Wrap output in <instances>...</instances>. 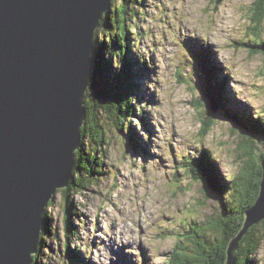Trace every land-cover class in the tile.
I'll use <instances>...</instances> for the list:
<instances>
[{
    "label": "rangeland",
    "instance_id": "1",
    "mask_svg": "<svg viewBox=\"0 0 264 264\" xmlns=\"http://www.w3.org/2000/svg\"><path fill=\"white\" fill-rule=\"evenodd\" d=\"M253 1L237 0L250 5ZM208 3L211 0L128 1L129 14L125 21L130 31L131 47L138 55L146 58L149 66L155 68L153 75L148 69L139 79L141 88H144L146 81L151 85V96L150 91L147 90V95H142V90H139L136 103L131 101L137 105V110L128 117L133 122L132 128L136 129L137 138L141 139V145L147 141L149 154L132 152L126 144L127 136L125 138L116 133L115 124L100 110L101 124L106 132L105 140L98 145L86 142V151L90 156L81 158V171L75 175L76 182H80L83 189L79 192V188L76 190L73 187L70 196L72 207L81 209L83 214L78 220L74 218V224L76 221L78 223L76 225L79 233L70 235V245L81 248L82 254L94 264H133V260L134 264H199L197 258L200 251L197 250V243L203 242L205 238L202 237V240L195 233L199 230L211 233L208 227L217 221L220 213V203L206 190L211 196L209 198L202 183L196 181L187 171L188 163L199 158L203 149L212 154L216 169L220 168L225 177L233 179L243 171L246 189L258 187L254 203L245 201L244 208L251 209L259 196L264 168V129L258 128V119H253L252 114L257 112V108L253 107L255 103L259 106L258 116L264 115V105L260 104L264 97V85L252 83L255 75L245 78L248 84H245V80L235 79L231 70L219 60L220 52L216 49L223 50L225 62L235 61L234 68L243 63L246 71L253 68L249 63L253 57L257 60L264 59V52L238 44V41H250L252 37L248 29L251 30L249 25L253 13L247 17L249 23L245 25L240 38L228 37L230 44L223 43L227 26L217 30L215 21L213 30L206 31L208 39L196 35L200 29H207L204 14L208 9L200 5ZM219 5L214 12H219ZM117 6H122L120 1L113 0L112 7ZM234 11L239 12L242 9ZM220 19L223 23L227 17ZM101 27L100 25L95 29L91 44L98 41L97 36L100 41L107 42L108 37L101 35L99 31ZM262 30L264 40V26ZM233 31L239 34V30ZM105 32L115 35L114 30ZM181 51L188 58L182 62ZM203 52L209 54L210 65L218 72L217 78L213 80L214 84H217L222 75L228 76L225 95H230L232 107L243 118V124L237 123L223 104L221 108L210 112V103L203 99L207 89V75L198 58L194 56H201ZM106 57L114 59L109 50L106 51ZM236 57L239 59H235ZM190 60L195 62L197 84L191 79H185L186 66ZM259 67L260 65H256L255 70L258 71ZM87 71L86 65L85 74ZM233 81L245 91L248 88L254 90L249 94L252 102L239 100L241 92L232 86ZM122 88L118 86L113 97L118 104L121 103L119 99ZM199 88L202 92L198 99L184 98L185 92H198ZM208 93L214 94L211 91ZM132 97H135V91L128 96L129 99ZM86 100L88 102V97ZM178 105H188L184 111L193 110L199 117L200 128L191 142L186 141L179 131L182 125L179 117L175 115ZM229 115L230 119L227 118ZM207 118L215 121V124L209 132H204ZM231 120L240 126V130L234 128ZM195 122L193 119L188 121L192 127ZM253 123H256L255 127ZM223 124L229 127H219ZM85 125L86 122L81 126V133ZM87 136L89 139L103 137L94 132ZM133 140L135 141L134 138ZM98 150L100 153L97 158ZM88 166H94L92 173H89ZM61 190L50 200L44 212L51 215L50 224L58 229L60 238L52 235L45 237L42 230L41 243L36 254L40 264H67L61 246L67 239L65 231H62L64 207L61 203ZM246 211L243 214V225ZM262 222L259 220L251 224L246 231V235L254 229L261 232L257 241L259 245L255 244L256 241H246L245 251L241 252L239 244L234 264L243 259L246 251L250 252L249 258L252 259V255L258 257L259 250L264 245ZM133 235L135 238L129 239ZM228 247L229 245L226 253ZM114 256L117 257L115 261ZM183 256H186V260Z\"/></svg>",
    "mask_w": 264,
    "mask_h": 264
},
{
    "label": "water",
    "instance_id": "2",
    "mask_svg": "<svg viewBox=\"0 0 264 264\" xmlns=\"http://www.w3.org/2000/svg\"><path fill=\"white\" fill-rule=\"evenodd\" d=\"M111 11L112 0H0V264H34L45 207L74 177L95 79L91 39ZM203 99L219 108L214 96ZM245 214L226 264L264 220V168Z\"/></svg>",
    "mask_w": 264,
    "mask_h": 264
},
{
    "label": "trees",
    "instance_id": "3",
    "mask_svg": "<svg viewBox=\"0 0 264 264\" xmlns=\"http://www.w3.org/2000/svg\"><path fill=\"white\" fill-rule=\"evenodd\" d=\"M119 1L122 6L113 8L109 15L108 13L105 14L104 19L101 22L102 27L99 31L101 35H106L108 37L107 42L105 43L100 41L98 36L96 38L98 41H95V79L90 86L91 90H89L87 93V120L86 125L83 127L81 133L80 149L85 153L87 152V147L85 146L86 142H90L92 145H98L102 144V142L105 140L106 132L104 126L101 124L100 110H102L106 117L112 121L111 123L115 124L116 133H119L125 138L127 136L126 144L128 145L129 149L132 152L140 153L130 135V132L135 129L132 128L133 122L128 120V117L131 115V113L137 110V105L131 103V101L135 102V97L129 99L128 96L134 91L136 94L138 87L135 83V79L137 77L140 78V75L135 69H133L134 57H131L133 55L131 54L132 48L129 42L130 31L128 24L125 21V17L129 14V10L127 9L129 0ZM220 2L221 0H211V3L215 4L216 6H218ZM250 11L253 13V18L250 20L249 28H252V33L254 34L255 40L252 39L247 42L242 41L238 44H243L250 48L264 52V40L260 38L261 33L259 34L257 32V30L264 24V0H254L251 4ZM105 30L108 32L114 30L115 35H110L106 33ZM121 37H123L124 40L121 39ZM115 40L116 42L120 41L121 43H116ZM255 41H259V43L256 45ZM107 50L113 53V60L112 58L108 59L106 57ZM194 56L198 58L197 55ZM208 59L209 54L207 52H203V54L200 56L201 65L203 66L206 74L210 77V80H214L217 72L215 68L209 64ZM120 65H123L125 68H119L118 71H116ZM116 76H120V78H117ZM225 84V80L219 79L217 84L211 85L216 86L212 87L215 89H211L210 87L208 89L216 94L219 102L223 104L230 114H232L233 118H235L237 122L243 124V118L234 109V107H232V109L229 108V103H231V100L225 95ZM118 86L123 87L121 91V97L119 99L121 101L120 104L116 103L113 98ZM204 124V132H209L211 127L215 124V121L207 118ZM255 125L256 123H253L254 127ZM93 132L96 134L99 133L103 137L95 136L89 139L87 135L89 133L93 134ZM250 135L251 134L249 133V137ZM78 155L80 158H83L80 152H78ZM92 168L93 167L88 166L89 173H92ZM80 171L81 169L79 166L75 169V175L79 174ZM187 171L188 174L191 175L196 181L202 183L201 185L204 191H209L213 195L214 199L220 203V213L218 214L219 218L216 222L208 227L211 233H203L200 232V230L195 233L196 237L201 239L202 237L205 238V240L202 239L203 242L197 243V250L200 251L197 261L199 264H226L227 246L229 245L231 238L237 235L243 226V214L247 210V208H244V202L247 201L248 203H254L258 193V187L256 188V186H254L252 189H246L244 180L245 173L243 171H240L233 179L225 177L220 168L216 169L215 164L213 163L212 154L208 153L206 149H203L199 158H195L194 161H190L188 163ZM76 181L77 179H75L74 176V179L72 178L69 187L61 190V203H63L64 207V222L62 231H65L67 238L65 239V244H61L62 251L66 256L65 261L67 264H76V262H82L83 264H94L82 254L81 248H73L70 245V235L79 233L77 230L78 223L76 221L77 225L74 224V218L78 220L79 216L83 215L81 209L76 210L74 207H72V201H70L73 187H76V190L79 188V192L83 189V187L80 186V182L78 183ZM209 192H207V195L209 198H211ZM51 219V215L46 212L43 229L45 237L52 235L60 238L58 229L53 228L50 224ZM262 221L263 222L261 225L264 226V220ZM256 228H258L257 225ZM260 233V231L254 229L245 235L240 241L239 251H245L247 245L246 241L249 243L251 241H256L255 244L259 245L257 241H259ZM243 254H245V256L242 257L243 259L238 262V264H260L256 257L257 255H252L251 259L248 256L250 255V252L248 253V251H246V253ZM34 259V264H40L39 259H37V255L34 256ZM184 259L186 260V256ZM169 264H171V262Z\"/></svg>",
    "mask_w": 264,
    "mask_h": 264
},
{
    "label": "clouds",
    "instance_id": "4",
    "mask_svg": "<svg viewBox=\"0 0 264 264\" xmlns=\"http://www.w3.org/2000/svg\"><path fill=\"white\" fill-rule=\"evenodd\" d=\"M200 7H207L208 11L204 14V18L207 21V29H200L197 33H195L198 36H205L206 39L209 37L206 36V31H212L213 30V21H215V25L217 30H219L220 27H226V32L224 34V44H230L231 41L228 39V37H235L240 38L241 35H243V32L245 30V25L249 23V20L247 17L252 15V12L250 11L251 5L248 3H240L237 2V0H223V3L219 5V12L216 13L213 10L217 7L215 4L208 3V4H201ZM236 9H242V11L236 12L234 10ZM220 17H227L221 22ZM183 19V16H181ZM233 29L239 30V34L237 31H233ZM217 52H220L219 60L221 62L225 63V66L231 70L232 74L235 76V79H241L245 80V84H248V81L245 79L247 76L255 75V79L252 81V83L258 84V85H264V59L257 60L255 57H253L249 63L253 65V68L250 70H245V64H240L239 67H233V62H225L224 61V52L221 48L216 49ZM243 52V50H241ZM184 59H188L187 55L181 51V62ZM235 59H239V57H236ZM194 61L190 60L189 63L186 66V73H185V79H191L194 83H198V77L195 72L194 68ZM260 65L259 70H255V66ZM239 73V75H237ZM146 87L150 88L151 85L148 83V81L145 82ZM232 86L237 88L239 92H241V96L239 97V100H248L249 102H252L250 99V93H253L254 90L251 88H248L247 91H245L244 88L240 87L239 85H235L234 81L232 82ZM182 87H188L187 85H182ZM203 87V85H201ZM231 91V89H229ZM201 89L199 88V91H192V92H185L184 98L190 99L192 97L199 98ZM235 98V96H234ZM175 99H180L179 97H175ZM260 104L264 105V97L261 98ZM254 108H257V112H253V119H258V128L264 129V115L258 116L259 112V106L257 104H253ZM188 108V105H178L176 110V117H179L180 124L182 127L179 128V131L181 132V135L185 138L186 141L191 142L195 138V134L197 130L200 128L199 124V117L196 116L195 112L193 110H189L187 112L184 111V109ZM221 119H227L222 118ZM189 119L195 120V126L192 127L189 125L188 121ZM219 127L223 129H227L229 126L227 124L220 125ZM134 235L132 237H129V239H134ZM260 261V264H264V245L261 246L258 257ZM117 259L116 256L113 257V261ZM134 264V260H133Z\"/></svg>",
    "mask_w": 264,
    "mask_h": 264
},
{
    "label": "bare ground",
    "instance_id": "5",
    "mask_svg": "<svg viewBox=\"0 0 264 264\" xmlns=\"http://www.w3.org/2000/svg\"><path fill=\"white\" fill-rule=\"evenodd\" d=\"M112 2H113V0H112ZM102 20L103 19H101V21H100V25H101V22H102ZM99 25V26H100ZM123 40H124V38H123ZM117 43H121L120 41L119 42H117ZM131 44H132V42H131V40H130V46H131ZM132 48V47H131ZM131 54L133 55V56H131V57H134L133 58V69H135L138 73H139V75H140V77L141 76H143L147 71H148V69H149V71L151 70L152 71V75L155 73V68H154V66L152 67V66H149V63H148V61L146 60V58L145 57H143L142 55H138L137 54V51L136 50H131ZM210 56H209V59H208V61H209V64H210ZM119 68H125L123 65H120L118 68H117V70L119 69ZM141 71V72H140ZM123 74V73H122ZM124 75V74H123ZM117 78H120V76H116ZM153 78V77H152ZM139 77H137L136 79H135V83L137 84V87H138V89H137V92H136V94H135V102H136V97H137V93H138V91L139 90H142V95H147V90L148 91H150V96H151V94H152V92H151V89H149V88H147L146 87V84H145V86H144V88H141L140 87V83H139ZM226 79L228 80L229 78H228V76H224V75H222L221 76V80H225V82L227 83L228 81H226ZM207 85L211 88V89H215V88H212V87H216V86H211L209 83H207ZM225 90H226V84H225ZM227 97L231 100V98H230V95H228L227 94ZM232 97H233V95H232ZM149 98V97H148ZM232 103H233V101L231 100V103H229V108L231 109L232 108ZM200 106V105H199ZM209 111V110H208ZM210 112H212V110L210 111ZM145 115V114H144ZM154 149V148H153ZM144 154V153H143ZM97 182V181H96ZM76 217V216H75ZM148 229V228H147ZM113 247V246H112ZM233 257H236V255H235V252H233ZM117 263V262H116ZM102 264V263H101Z\"/></svg>",
    "mask_w": 264,
    "mask_h": 264
}]
</instances>
